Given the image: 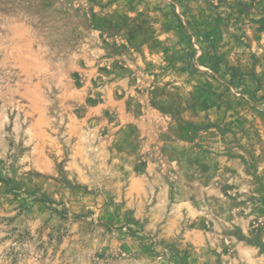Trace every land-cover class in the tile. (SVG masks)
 <instances>
[{
  "label": "rangeland",
  "instance_id": "1",
  "mask_svg": "<svg viewBox=\"0 0 264 264\" xmlns=\"http://www.w3.org/2000/svg\"><path fill=\"white\" fill-rule=\"evenodd\" d=\"M0 264H264V0H0Z\"/></svg>",
  "mask_w": 264,
  "mask_h": 264
},
{
  "label": "trees",
  "instance_id": "2",
  "mask_svg": "<svg viewBox=\"0 0 264 264\" xmlns=\"http://www.w3.org/2000/svg\"><path fill=\"white\" fill-rule=\"evenodd\" d=\"M216 59H217V57H215V56L212 57V58H211V62H213V64H214V60H216ZM215 63L217 64V62H215Z\"/></svg>",
  "mask_w": 264,
  "mask_h": 264
}]
</instances>
